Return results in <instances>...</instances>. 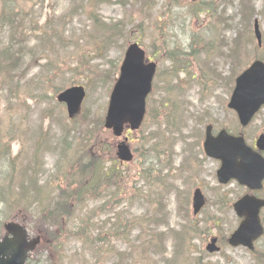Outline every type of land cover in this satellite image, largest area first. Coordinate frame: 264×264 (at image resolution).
<instances>
[{
	"label": "rangeland",
	"instance_id": "374dc122",
	"mask_svg": "<svg viewBox=\"0 0 264 264\" xmlns=\"http://www.w3.org/2000/svg\"><path fill=\"white\" fill-rule=\"evenodd\" d=\"M41 1H43L42 6L39 3L33 9L37 10L38 21L42 25L46 19H51L55 28L58 27L59 22L69 18L70 11L81 3V0ZM206 1L216 3V9H213V14H201L197 18H190L188 2L185 0H110L106 3H103L104 0H91L93 11L98 7L96 12L97 21L101 20L105 23L123 22V28L130 31L129 37L133 31L138 30L137 27H141L144 23L146 30L145 32L141 31L143 35L141 36L139 32H134L131 41L133 39L144 40L143 44L149 53L154 52L156 49L160 51L164 49L163 44L161 45L158 40H163L161 35L167 34L166 38L172 40L173 51L176 49L178 54L173 58V75H176V72L182 66L183 49L187 48L189 43L191 50L201 48L198 59L203 56L206 57L203 63L199 60V67L202 69L199 72L219 75L220 91L218 93L214 94L213 91L202 90L199 94H193L191 98H187L183 102L184 107L191 106V108L184 112L183 117L179 116L181 133L177 137V143L173 148L175 152L181 151V153H184V151L189 149L183 134V126L187 123L188 113L191 110L195 109L193 112L196 113L197 109H205L210 105L218 110L220 117L223 116V118H219V121L218 119L216 121L219 125H224L230 131H237L235 118L231 116L229 110L225 107L232 80L240 70L244 69L255 58H264V0H202L201 4ZM35 2L37 0L33 4ZM254 19L258 20L259 29L262 33L260 47L257 46L253 35ZM65 23L67 22H61V24ZM72 23L73 30L78 35L82 34L83 30L86 35L92 36L91 41L94 42L98 38L93 35V22H90L87 17H75ZM101 41L103 43L101 47L92 42L89 45L83 42L82 45L85 50L90 53L88 64L82 65L78 62L74 65L73 63L74 61L76 62V59L70 58L65 66L61 67L62 70L75 68L78 73H66L64 78L58 81V84H66L68 86V80L72 79L70 81L71 85L87 87V96L82 105V112H101L103 109L102 114L104 115L112 87L110 85L115 75L114 71L121 63L122 52L126 45L116 39L108 42L101 39ZM217 54L223 57L221 58L222 61L216 60ZM209 63L212 64L211 67H209ZM159 64V78L155 84L157 89L161 88L163 83L166 82L165 78L171 71V66L166 60L161 59ZM5 66L8 65L1 62L0 161L8 159L7 153L11 159L18 158L16 175H13L11 170L10 178L17 181L20 175V168L25 172L34 171L35 178L38 179V185L43 188L42 191H50L54 197L60 187H65L67 183L63 175L56 180L63 166V157L60 150H57L53 144L61 140L62 129L66 126L70 128L72 123L66 117L65 108L58 106L50 99V90H44V92L32 90L38 84L36 81L28 82L29 85H27L25 93L20 99L17 98L18 94L10 93L7 87L11 85V82L6 81L7 71L4 72L3 69ZM85 70L88 72L83 74ZM36 71L34 69L33 73ZM103 71L107 72L108 81L106 79H98L101 75L104 76ZM223 106L224 108H222ZM200 125L203 128V125ZM81 127H74L73 132L76 133ZM247 133L253 137L264 133V109L253 120ZM131 138L132 140L135 139L134 137ZM104 141L107 144V138H104ZM102 142L103 140H100L96 146H100ZM91 152L100 157L106 154V152L98 150L97 147L93 148ZM180 159H182V156ZM176 162H178V159ZM108 166L107 164L106 168ZM204 166V173L201 177L204 179V185L202 186L208 191H205V194L209 196V202L202 211L205 215L202 219L201 216L192 218L189 204L187 203L191 189L194 186L191 179H184L181 183L182 186H177L175 180L162 167H159L162 171L156 170L154 173L151 172L149 176L148 184L158 183L154 184L147 196V189L143 185L146 183L144 178L147 174L141 172L135 162L120 168L122 173L124 170H128L129 176L143 175L142 180L138 181L136 185L142 186L138 200L141 206L138 207L136 204V206L126 207L127 202L124 201V205H120L113 211H123L127 208L131 213L138 215L141 214L142 209L151 214L153 209L145 202L148 199L152 203H164L165 213L168 217V226L159 227L157 230L152 229V233L141 230L140 226L143 218L138 222V231L144 236L141 245L136 241L124 245L120 239L112 237L110 246H117L120 254H122L120 259L131 257L127 261L120 262V264H155L156 254L160 260L159 264H262L264 254L256 257L242 248L234 249L226 246L227 244L225 245L224 242L222 243V238L224 236L227 237L238 222L232 210L225 209L220 201L216 202V206L212 205L215 197L214 192H210V189L216 190L219 196H229L231 193V199L234 198L233 195L241 194L243 191L234 184L218 190L215 176L217 164L214 161L206 160ZM176 175L178 176V174ZM161 176L163 177L162 180H156V178ZM67 178H70V173L67 174ZM34 181L31 177L23 178L25 193L22 196L29 204L37 200L30 193L26 194V190L30 192ZM125 181H128L126 187L129 188L131 186L130 180L126 179ZM173 193L176 194L175 197L172 195ZM16 200L20 199L16 198ZM91 204L93 207L97 205L93 204V202ZM119 204L120 202H117V205ZM12 214L13 216L23 215L21 212ZM29 215L28 227L34 230H44L45 225L40 222L34 213ZM206 218H215L217 221L212 223L208 220L205 225L203 220ZM192 222L197 224L198 227L194 233L191 231L187 233L186 241L175 240L172 234L168 233L170 229L179 230L182 225L189 227ZM73 223L74 219L66 221V224ZM143 228H146V226L143 225ZM138 231H134V236L138 235ZM216 234L220 238V252L211 256L202 254L201 249H204L209 236ZM156 239L159 242L158 247L146 246L148 241ZM46 240L48 241L47 237ZM179 243H183V250L186 251L181 252L179 255L171 256L174 253H178L176 250L182 251V249L177 247ZM45 247L46 245L33 256L32 264H49L50 259L54 263L56 256L51 249L44 251ZM257 247H262L260 251L263 249L264 239L260 241ZM200 255L204 257L202 261L193 259L198 258ZM78 262L79 259L77 264ZM112 263L109 259L106 260V264Z\"/></svg>",
	"mask_w": 264,
	"mask_h": 264
},
{
	"label": "trees",
	"instance_id": "16d2710c",
	"mask_svg": "<svg viewBox=\"0 0 264 264\" xmlns=\"http://www.w3.org/2000/svg\"><path fill=\"white\" fill-rule=\"evenodd\" d=\"M34 1L36 0L0 1V66L1 62L8 65L3 68L4 72L7 71L6 81L11 82L7 90L14 95L18 94L17 98H22L28 82L36 81L38 84L32 90L37 92L50 90L52 94L49 97L54 101L53 96L66 87V84H58V81L68 72L78 73L75 68L62 70L61 67L65 66L67 60L76 59L74 65L78 62L82 65L88 64L90 53L85 50L83 42L87 45L92 42L99 47L103 45L101 39L107 42L116 39L125 43L130 31L123 28V22L97 21L98 7L93 11L91 0H81V3L70 11L69 18L61 21L67 23L59 22L57 28L51 19L40 25L37 10L33 9L39 3L42 6L43 1L37 0L33 4ZM109 1L104 0L103 3ZM81 16L93 22L92 33L98 37L94 42L91 41L92 36L86 35L83 30L80 35L73 30L72 20ZM34 69L37 70L35 73ZM87 72L85 70L83 74ZM103 72L104 76L101 75L98 79L108 81L107 72ZM70 81L72 79L68 80L69 85ZM99 113L82 112L71 122L70 128L66 126L62 129L61 140L53 144L63 157V166L56 180L63 175L67 183L65 187H60L54 197L50 191H42L43 188L38 185L34 171L25 172L20 168L17 181L10 178L11 170L12 174L16 175L18 158L11 159L6 152L8 159L0 161V226L14 212H21L28 217L30 213H34L46 226L44 233L48 241L46 240L43 246L46 245L45 249H51L56 256L54 263L50 259L49 264H77L78 259V264H106L108 259L113 262L112 264H120L131 257L120 259L122 254L117 246H110L112 237L120 239L124 245L134 241L141 245L144 236L138 231V222L142 218L140 228L148 233H152V229L168 226L164 203H152L146 199V204L153 209L151 214L142 209L138 215L131 213L127 208L123 211H113L124 205V201L127 202L126 207L136 204L138 207L141 206L138 200L142 186L136 185L142 180L143 175L129 176L128 170H124L123 173L120 171L113 154V142L111 139L107 144L104 141L108 133L102 127V115ZM160 120L165 122L163 113L158 115L156 107L150 108L147 123L151 132L143 137V144L149 146L153 138L157 148L154 159L145 160V166L141 167V172L147 174L144 178L146 183L143 184L147 189V196L154 184L158 183L148 184L151 172L159 166L157 163L159 154L167 156L171 152V127L162 125ZM76 126L82 127L74 133L73 129ZM100 140L103 142L96 146ZM96 147L106 152L105 156L110 159L108 168L104 167L103 156H96L91 152ZM148 152L146 149L144 153ZM68 173L70 178H67ZM25 177L35 180L30 192L26 190L27 195L30 193L37 199L30 202L31 204L22 196L25 193L23 185ZM162 178L161 176L156 180L160 181ZM126 179L131 182L129 188L126 187L128 183ZM92 202L97 205L93 207ZM117 202L120 204L117 205ZM73 219V224H66V221ZM143 225L146 228H143ZM192 229L191 223L189 227L182 225L179 230L170 229L168 233L181 242L187 240V233ZM136 230L138 235L134 236ZM146 246L158 247L159 242L157 239L148 241ZM177 247L182 249L183 243H179Z\"/></svg>",
	"mask_w": 264,
	"mask_h": 264
},
{
	"label": "water",
	"instance_id": "95a60500",
	"mask_svg": "<svg viewBox=\"0 0 264 264\" xmlns=\"http://www.w3.org/2000/svg\"><path fill=\"white\" fill-rule=\"evenodd\" d=\"M254 32L260 44L257 22ZM154 68V64H144V52L136 44L129 46L119 78L110 95L104 121V127L111 129L114 136H121L124 127L131 130L139 128L145 113V100L151 90ZM84 95L82 87H72L61 92L56 99L66 105L68 117L73 118L80 111ZM263 105L264 64L256 61L237 78L229 108L235 110L240 124L246 126ZM125 142L126 139L117 144V157L121 161H130V151ZM257 147L264 150V136L258 139ZM204 148L207 156L222 163L217 172L220 183H227L234 178L252 189L260 188L264 178V160L248 149L242 138L229 136L224 131L215 139L207 134ZM193 202L196 213L203 205L199 191L195 192ZM262 206L263 201L248 196L234 205L237 215L244 219L231 235L228 241L230 245L252 248V242L262 234L258 218ZM42 237L41 232L29 231L24 219L18 218L4 223L0 238V264H26L41 243ZM215 242V239H212L207 247L210 253L218 251Z\"/></svg>",
	"mask_w": 264,
	"mask_h": 264
},
{
	"label": "flooded vegetation",
	"instance_id": "af4514ba",
	"mask_svg": "<svg viewBox=\"0 0 264 264\" xmlns=\"http://www.w3.org/2000/svg\"><path fill=\"white\" fill-rule=\"evenodd\" d=\"M153 61L154 63H156V67L160 66L159 62L160 60L157 59L156 55L153 56ZM219 83L220 81H218L215 85H214V89L216 90V92L218 93L220 91V86H219ZM210 109H204L203 111H198L195 115H194V123L193 125L195 126V133H192L191 134V137H197L198 141H199V145H198V149L201 148L202 150V140H203V135L201 133V125L202 124V121L203 119L206 120V122H204L206 125L207 124H211V127H212V134H216L220 129H225V128H219V127H222L224 125H219L216 123L215 119H218L220 117V114L218 112H216V109L215 110H212L213 114H212V117L213 118H209L208 116V111ZM203 118V119H202ZM227 130V129H226ZM228 131V130H227ZM229 132V131H228ZM243 137L246 141V143L250 146V147H253L255 148V140L256 138L253 137L252 135H246L243 133ZM135 154L138 155V148L135 149ZM262 156H264V153H262ZM205 158H204V155L203 153L200 151L194 153L192 155V157H189L185 160L184 162V168H183V174L184 175H188L186 179H191L193 181V183H195V185L193 186L194 189L196 187H199L197 185H204V179L201 178L202 175H203V171H204V163H205ZM217 165L218 163L215 162ZM195 175V176H194ZM178 181H180L181 183L183 182L184 180V177L182 176L181 178H177ZM235 184V183H234ZM192 187V188H193ZM200 188V191L202 193V195L204 196L205 198V203L208 205V202H209V196H206L205 194V191L208 192L203 186L202 187H199ZM264 188V186H263ZM218 190H220L219 188H217ZM245 191H243V193L245 194H237V195H233V202H235L236 200H238L242 195H251V196H254L258 199H261V200H264V190L262 191H257V192H253V191H249L245 188H243ZM210 192H214V201L212 203V205H215L217 204L216 202L220 201V202H224L225 205L231 207V201L230 200H226L224 198V196H219L217 193H216V190H212L210 189ZM247 193V194H246ZM208 194V193H207ZM232 197V194L230 195ZM232 202V203H233ZM187 203L190 204L191 203V195H189V199L187 200ZM264 212V209L261 211V220L263 221L264 223V216L262 217V213ZM197 218V217H195ZM201 219H202V216H201ZM216 238H217V243L219 242L220 244V238L219 236L216 234L215 235ZM264 253V251H260L258 252L257 250H255L253 253H251L252 255L258 257V255H262ZM207 255V254H206ZM203 256L200 255L198 258H196L195 260H203Z\"/></svg>",
	"mask_w": 264,
	"mask_h": 264
}]
</instances>
